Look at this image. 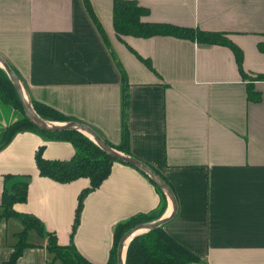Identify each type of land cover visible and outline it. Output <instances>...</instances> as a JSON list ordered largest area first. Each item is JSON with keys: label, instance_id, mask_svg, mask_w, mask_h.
<instances>
[{"label": "crops", "instance_id": "1", "mask_svg": "<svg viewBox=\"0 0 264 264\" xmlns=\"http://www.w3.org/2000/svg\"><path fill=\"white\" fill-rule=\"evenodd\" d=\"M88 1L108 46L81 0H0V57L29 98L113 145L122 125L119 63L127 78L129 155L161 175L174 198L163 230L205 264H264V81L253 78L264 74V0H136L148 11L143 21L223 32L241 50L245 78L226 46L162 35L118 39L112 0ZM39 146L49 160L73 153L66 141L16 133L0 149V194L3 175H28L26 199L12 209L36 217L57 245L72 244L88 262L105 264L113 226L153 210L156 190L136 169L113 162L84 195L70 238L76 198L88 179L58 183L39 176L33 158ZM165 203L160 217L171 212L166 196ZM6 221L0 264L22 229L7 240ZM45 241L28 242L33 247L13 264L49 262Z\"/></svg>", "mask_w": 264, "mask_h": 264}, {"label": "trees", "instance_id": "2", "mask_svg": "<svg viewBox=\"0 0 264 264\" xmlns=\"http://www.w3.org/2000/svg\"><path fill=\"white\" fill-rule=\"evenodd\" d=\"M81 2L87 16L94 25L102 42L108 46L104 31L100 23L98 22L89 1L81 0ZM147 13V9L138 5L136 0H112L111 19L115 36L118 39H121L122 36L147 38L151 36L162 35L188 39L202 44H217L226 46L231 50L233 54L239 73L242 77H246L245 73L241 69V50L233 42H231L223 32L203 31L196 28L179 27L166 23L148 22L141 20V17L145 16ZM110 54H112L113 58H115L112 52ZM138 58L147 67L151 68L147 60H143L140 57ZM115 65L120 76L122 92L121 138L118 144L113 145L105 141L100 136L99 137L109 147L115 149L116 151L123 152L129 155L127 149L128 133L124 125V110L126 107L127 99V78L123 67L117 62L115 63ZM13 72L15 73V71ZM253 78L264 81V74H256ZM19 80L26 90V87L22 80L20 78ZM29 100L34 112L40 118L46 121H72L71 118L64 116L48 105L35 101L31 98H29ZM0 104L5 106L6 108L20 110L23 113L18 95L1 67ZM23 131L34 132L48 139L66 141L73 148V153L69 159L49 160L42 157V146H39L33 156L37 174L39 176L46 177L58 183H67L81 177L88 179V186L81 189L76 198V207L74 209V215L69 234V237L71 238L79 221V213L84 195L95 189L105 179V177L109 174L110 167L113 162L119 161L105 154L94 142H92L88 137H86V135L82 134L81 132L76 130H39L31 124V122L24 116V113L20 119H17L15 122H10L0 129V149H2L16 133ZM136 170L143 177H145L150 184L153 185L159 196L158 203L153 210L145 213H137L127 219L117 222L113 226L112 245L105 264H116L117 242L127 230H129L136 224L158 219L165 209V196L162 191L144 173H142L138 169ZM155 173L158 174L157 172ZM159 176L165 182L163 177L161 175ZM28 180V175L15 176L11 174H5L2 178L3 184L0 194V223L11 217H16L22 226L21 231L16 234V242L12 246V251L10 252L4 264H13L25 248L33 247V244L26 241V235L30 230H33L40 236H44V238L46 239L45 249L52 255L51 260L46 264H52V261L55 259L60 260L62 264H92L82 256H80L73 248L72 244L66 246L57 245L53 233L47 232L44 229L43 224L36 217L30 214L19 213L12 209V205L14 203H21L25 201ZM191 263L205 264L204 261L199 259L195 254L190 252L184 246L175 241L170 235H168L163 230L162 225L152 230L134 235L127 242L123 254V264Z\"/></svg>", "mask_w": 264, "mask_h": 264}, {"label": "water", "instance_id": "3", "mask_svg": "<svg viewBox=\"0 0 264 264\" xmlns=\"http://www.w3.org/2000/svg\"><path fill=\"white\" fill-rule=\"evenodd\" d=\"M0 67L7 75L9 81L14 87L18 98L20 100L22 110L24 116L31 122V124L39 130L43 131H61V130H76L86 135L92 142H94L105 154L111 156L112 158L122 162L124 164L130 165L142 173H144L166 196V198L170 201L172 205L171 212L163 217L155 219L149 222H142L136 224L129 230H127L118 240L116 246V264H123V254L124 249L126 247L127 242L136 234H134L138 230H143V232L152 230L156 227L161 226L169 219L172 218L175 212V202L172 195L171 190L167 186V184L161 179V177L156 174L147 164L138 160L137 158L125 154L123 152L116 151L115 149L109 147L105 142L99 137V135L92 130L89 126L82 124L76 121H68L63 123H54L51 121H46L40 118L33 110L29 96L21 84L17 75L13 72V70L9 67V65L5 62L3 58L0 57ZM191 264H199V263H191Z\"/></svg>", "mask_w": 264, "mask_h": 264}, {"label": "rangeland", "instance_id": "4", "mask_svg": "<svg viewBox=\"0 0 264 264\" xmlns=\"http://www.w3.org/2000/svg\"><path fill=\"white\" fill-rule=\"evenodd\" d=\"M22 115L23 113L20 110L13 109V108H6L5 106L0 104V129L4 127L6 124L10 122H15L17 119H20ZM15 176H19V175H15ZM19 228H21V224L19 220L16 217H11L8 219V221H6L5 227L3 226L1 231L7 237V240H12L11 234L13 232L18 231ZM142 232L143 230H138L134 234H139ZM14 240H15V237H14ZM43 240H44V236H40L36 234L33 230L28 231L26 235L27 242L37 243V242H42ZM49 258H50V255H48L47 259ZM53 264H62V262L56 259V261Z\"/></svg>", "mask_w": 264, "mask_h": 264}]
</instances>
